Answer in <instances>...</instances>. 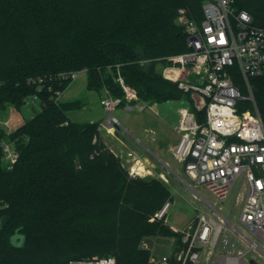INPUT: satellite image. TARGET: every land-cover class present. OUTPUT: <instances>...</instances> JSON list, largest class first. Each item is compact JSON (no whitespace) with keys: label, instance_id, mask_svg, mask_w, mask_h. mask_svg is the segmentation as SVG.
Segmentation results:
<instances>
[{"label":"trees","instance_id":"trees-1","mask_svg":"<svg viewBox=\"0 0 264 264\" xmlns=\"http://www.w3.org/2000/svg\"><path fill=\"white\" fill-rule=\"evenodd\" d=\"M195 0H0V110L36 97L40 109L17 128L10 167L0 159V264H68L113 256L116 264H159L143 247L149 236L175 240L163 219L150 220L171 193L155 177L131 174L99 135V120L78 121L81 99L56 97L70 83L61 72H86V87L108 89L125 104L119 73L147 103L188 97L158 68L187 49L177 10ZM264 26V0H233ZM44 77L40 89L28 79ZM264 124V78L250 77ZM236 84L242 92V77ZM242 109L252 108L248 102ZM193 109V108H192ZM194 110V109H193ZM200 120L203 113L197 112Z\"/></svg>","mask_w":264,"mask_h":264},{"label":"built area","instance_id":"built-area-1","mask_svg":"<svg viewBox=\"0 0 264 264\" xmlns=\"http://www.w3.org/2000/svg\"><path fill=\"white\" fill-rule=\"evenodd\" d=\"M195 1L198 12L192 3L177 10L176 22L185 32L187 49L164 57L160 72L182 92L200 99L196 110L189 101L177 107L173 129L178 139L169 150L185 174L204 185L214 200L201 196L194 218L185 227L172 229L180 235L176 259L180 264H264V124L248 82L250 77L264 78V26L254 24L246 10H237L233 0ZM79 72H61L58 78L72 81ZM239 75L246 92L236 84ZM44 80L36 77L28 82L40 89ZM115 80L127 109L146 106L119 73ZM103 92L101 126L115 134L120 123L112 111L120 99L108 89ZM55 94L58 98L61 93ZM242 102L253 109H242ZM201 111L202 120L197 114ZM6 150V142H0V154ZM138 167L132 165L129 172L137 173ZM234 187L233 203L226 207ZM237 202L238 213L233 215ZM170 205L168 198L150 220H165ZM142 245L146 246L144 241ZM68 264L116 261L104 256L72 259ZM159 264L170 262L165 259Z\"/></svg>","mask_w":264,"mask_h":264},{"label":"rangeland","instance_id":"rangeland-1","mask_svg":"<svg viewBox=\"0 0 264 264\" xmlns=\"http://www.w3.org/2000/svg\"><path fill=\"white\" fill-rule=\"evenodd\" d=\"M160 68L161 66L158 70ZM103 95V90L96 92L87 89L86 72L82 70L74 80H70L67 88L58 98L63 100L81 99L84 103L83 106L78 110L70 111L69 117L82 122L99 120V135L109 146L113 147L115 152L108 148L120 158L126 169L130 170L132 165L135 167L138 165L137 173L133 174L159 178L166 184L171 193V205L164 222L172 229L185 227L198 212V204L202 202L201 196L209 201L214 200L204 185L196 183L185 174L182 164L174 157L168 147L170 142H177L178 139L177 133L173 129V124L177 119V107L189 101L191 108L196 110V106L200 103L199 97L189 95L163 102H144L146 106L143 109L137 107L127 109L125 105H118L112 114L120 125L117 126L118 131L113 136L101 126V123L105 121V113L102 116L103 109L101 110L100 104ZM39 109L40 106L36 97L27 98L19 109L8 106L0 110V126L5 131L13 130ZM151 139H155V144L152 143ZM1 142H6L8 147V151H1V163L4 167H10L12 158L16 155L15 145L9 141L2 140ZM129 148L139 149L143 151V154L139 151L129 150ZM130 151L132 154L129 155L128 152ZM154 152L158 155H155ZM143 155L146 156L145 161L141 159ZM164 160L177 172L176 175L168 169ZM234 192L235 187L224 203L226 207L233 203ZM238 205V202L235 203L233 215L238 213ZM144 242L147 243L145 248L150 251V257H153L156 263L168 259L173 253L175 245L174 238L168 236H149L144 239Z\"/></svg>","mask_w":264,"mask_h":264},{"label":"crops","instance_id":"crops-1","mask_svg":"<svg viewBox=\"0 0 264 264\" xmlns=\"http://www.w3.org/2000/svg\"><path fill=\"white\" fill-rule=\"evenodd\" d=\"M101 110H102V108H101ZM102 116L104 115V111L102 110ZM102 118V117H101ZM177 120V119H176ZM176 123V121L174 122V124ZM174 124H173V126H174ZM111 135H113V136H115L116 134H111ZM103 141H104V143L107 145V147H109L113 152H115L114 151V149H113V147H111V146H109L107 143H106V141L103 139ZM151 141H152V143H154L155 144V139H151ZM176 143V141L174 142H170L169 144H168V147H169V149L171 148V147H173L174 146V144ZM156 147V146H155ZM129 150H132V151H134V152H136V151H139V152H141L142 154H143V151H141V150H139V149H134V148H129ZM154 154L155 155H158V154H156L155 152H154ZM141 159H142V161H145V159H146V156L145 155H143L142 157H141ZM165 162H166V165H168V169L172 172V173H174L175 175L177 174V172L167 163V161L166 160H164ZM161 176V175H160ZM145 244L147 245V243L145 242ZM153 258V257H152Z\"/></svg>","mask_w":264,"mask_h":264},{"label":"bare ground","instance_id":"bare-ground-1","mask_svg":"<svg viewBox=\"0 0 264 264\" xmlns=\"http://www.w3.org/2000/svg\"><path fill=\"white\" fill-rule=\"evenodd\" d=\"M139 168V167H138Z\"/></svg>","mask_w":264,"mask_h":264}]
</instances>
